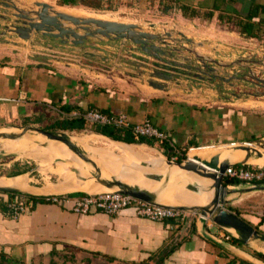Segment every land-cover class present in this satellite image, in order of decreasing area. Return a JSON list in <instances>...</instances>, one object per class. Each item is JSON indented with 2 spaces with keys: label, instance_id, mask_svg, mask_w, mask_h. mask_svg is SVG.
<instances>
[{
  "label": "crops",
  "instance_id": "obj_1",
  "mask_svg": "<svg viewBox=\"0 0 264 264\" xmlns=\"http://www.w3.org/2000/svg\"><path fill=\"white\" fill-rule=\"evenodd\" d=\"M12 1L20 9L35 10L22 5V0ZM51 1L58 7L88 10L112 1L120 2L121 7L134 6V11L138 12L145 8L149 21L166 23L174 19L180 22L183 36L196 46L201 44L197 48L204 54L209 52V44H214L211 37L226 36L229 39L236 35L253 39L239 31L238 23L251 25L252 34L264 41V0H73L72 5L60 0ZM12 13V9L0 6V16L4 17L0 19V130L8 126H30L46 131H94V124L86 120L81 130L62 129L60 123L71 121L79 117L77 114L90 109L112 115L124 113L131 124L148 119L167 134L170 156L190 149L188 159L203 162L209 160L203 156L205 153L190 157L189 152L217 145L227 146L233 154L240 146L229 145L235 143L231 141H250L254 138L251 128L256 126V119H261L264 124V112L256 114L218 97L217 90L203 89L209 86L207 79L191 76L187 80L178 79L179 84L172 85V80L158 78L161 81L158 83L165 87L150 86L147 73L135 76L133 73L138 68L149 71L147 67L159 65V61L145 54L147 61L135 56L124 64L126 54L137 53L133 46L122 41L118 43L115 57L109 54L113 46L102 44L99 55L104 61L98 60V63L83 58L82 48L56 42L64 49H72L67 50V58L64 53L54 50L59 49L56 45L48 44L49 41L53 43L51 39L39 33L30 34L28 40L20 39L5 30L12 25ZM169 29L165 26L152 28L157 34H171ZM178 43L173 42V46ZM204 54L200 55L208 57ZM182 56L193 59L185 49ZM176 58L178 62L182 61L180 57ZM109 67L115 70L116 76L104 70ZM128 73H132L138 83ZM120 74L126 75L120 77ZM142 77L146 81H140ZM198 85L201 87L197 88ZM146 139L152 144H144L166 154L165 147L162 152L154 140ZM223 141L230 143L220 144ZM91 144L117 152L106 139ZM252 148L255 150L252 152L260 153L264 145ZM136 151V156L156 161L149 157L153 154L142 149ZM243 152L245 150L240 153ZM260 155L258 158L264 160V154ZM102 156L108 159L107 167L120 168L122 165L106 154ZM30 169L13 168L4 175L11 177L15 173L28 172L26 184L33 193L28 197L34 203L27 212L13 218L4 202L12 194L0 193V264H264V259L259 256H264V242L253 240L242 244L230 235L229 240L222 239L226 232L207 220V234L225 244L221 246L201 235L199 219L192 215L181 223L173 220L156 222L135 216L131 208L115 215L102 212L78 215L42 202L40 191L50 190L52 183H40ZM130 172L139 176L138 172ZM149 184L158 186L150 180ZM242 219L264 236V221L260 222L257 215L242 216Z\"/></svg>",
  "mask_w": 264,
  "mask_h": 264
},
{
  "label": "water",
  "instance_id": "obj_2",
  "mask_svg": "<svg viewBox=\"0 0 264 264\" xmlns=\"http://www.w3.org/2000/svg\"><path fill=\"white\" fill-rule=\"evenodd\" d=\"M33 4L36 6L37 10H23L18 8L12 0H0L1 7L13 10L12 16L14 19L12 25H10V27H5V30L11 31L18 38L23 40H28L32 33H39L42 36L56 38L61 44L69 43L72 46H80L82 49L84 48V44H88L90 49H92L91 46H94L92 42H88L89 38H95V40L98 41L102 40V38L109 40L123 39L136 45L137 49L141 52L156 58L157 61L168 66L167 71H154V74L163 80H174L176 77L175 71L178 69H182L189 76L201 80L207 78L210 74L222 81L235 79V76L223 78L214 74L219 67L227 66L198 54L194 49H188L182 46V42L196 46V44L183 35H181L182 41H178L171 38L169 32L153 34L143 31L139 26L134 24L100 20L96 18H80L56 11L51 5L44 2L35 1ZM0 19H4V17L0 16ZM67 24L71 27L67 26ZM78 30H81L82 33H79ZM173 42L179 43L177 46H173ZM200 45L201 44H197V46ZM184 49L193 56L192 60L182 56ZM82 55L94 60H103L101 55L86 50H82ZM176 57H180L182 61L178 62ZM193 60L198 62V64ZM257 81L259 82L258 84L264 85V80L257 79ZM148 84L158 89H163L165 87L163 84L152 80H150ZM28 133H34L35 135L30 136L27 135ZM95 134H97V136ZM24 135L44 138L43 140L45 141L43 142L37 141L32 143L34 145L32 147H35L36 149H47L49 143H56L58 146H61L62 148L64 147L69 153V158L56 159L63 161L65 165L70 164L71 167H76L77 164L81 165L82 163L90 174V178H83L81 176V181L77 182L78 178H80L77 177L79 172L78 169L70 171V174L77 179L76 182L78 185L91 188L104 187L103 189L93 192L80 189H68L70 183H67V181H70L69 179H71V177L66 175V178L62 179L63 182L52 183L50 190H41L39 194L40 196L73 194L93 195L101 192L122 193L142 200L148 204L181 210L186 213L187 218L190 217L191 214H197L201 235L221 246H225V244L207 234L205 230V223L207 220L222 229L226 234L237 239L242 244H248L253 240L264 242L263 235L259 234L257 230L252 228L238 215H235L225 208L226 205L230 204V195L258 190L264 191V183H241L240 186H235V188L230 187L228 184L227 186H222V176L225 169L232 166H245L248 163L245 159L224 162L219 159V157L214 156L208 161H203L198 165L197 163L190 161L188 158L180 162H174L168 160V158L158 150L151 146H147L144 143L128 144L125 142H118L103 134L89 130H81L79 132H74L73 130L46 131L30 126H8L0 130V140L20 141ZM76 135L93 136L100 140L106 139L107 142L119 152L116 153L112 150L110 154H107L108 158L120 162L122 164L121 170L125 168L133 172H138L145 179L156 183L158 189L148 190L122 181L120 175H123V170L118 172L117 169L111 168L109 174L105 171L107 168L106 161H108V159L95 152L93 146L82 147L78 145L72 140ZM242 144L245 145V151L249 153L247 145H252V141H249V143L243 142ZM86 148H93V150L90 152L86 150ZM124 148H126V150L142 149L146 152L152 150L156 153H154V157L157 160L154 161L149 158H140L133 155L123 159L121 155ZM15 155L16 154L13 153H5L0 149V158H15ZM249 156L251 155L247 154L246 157L249 158ZM125 160H130V162L128 161L127 163ZM161 164V168L164 167V169H168L164 174L158 170V167ZM100 166H102V169ZM38 168L40 170L39 166ZM30 171L34 172L35 168H31ZM115 171H117L116 174ZM212 171H214V173ZM27 173L28 172L20 173L9 178L23 175L26 180ZM197 178H207L210 180L208 187L211 201H209L208 204L186 206L178 204L175 201L167 200L166 196L168 197L170 194H172L174 199L178 198V196H180L177 194L179 193L178 189L185 190L190 194L199 195L201 193L200 189L203 186L198 182ZM29 190L26 182L23 187L0 186V193L5 194L33 195Z\"/></svg>",
  "mask_w": 264,
  "mask_h": 264
},
{
  "label": "rangeland",
  "instance_id": "obj_3",
  "mask_svg": "<svg viewBox=\"0 0 264 264\" xmlns=\"http://www.w3.org/2000/svg\"><path fill=\"white\" fill-rule=\"evenodd\" d=\"M45 2L49 5H51L56 11H65L70 14H75L77 16H93L96 18H100L103 20H110V21H116V22H123V23H129V24H134L136 26H139L143 31L154 33V30H152L153 27H156V29L162 28V26L169 27L171 31V38H174L178 41H182V37L180 36L181 34L184 33V29L180 22H177V20H168L166 23L162 22H154V21H149L146 18V9L144 8L143 11L138 12L134 11V6L132 7H121V3L118 1H112L108 2L105 5H101L100 8L95 9V10H88L85 8H80V7H67V6H57L53 3L51 0H22V5H27L32 7V9L37 10L36 6L33 4V2ZM140 11V10H139ZM151 23H155L154 26L151 25ZM67 26H70L67 24ZM71 27V26H70ZM79 33H82L81 30H78ZM165 32V31H164ZM180 33V35H179ZM45 38L51 39L53 43L50 41L48 44L51 45H56V44H61L58 39L48 37V36H43ZM232 38L227 39L226 36L223 37H211L212 40L211 42H214V44H209V52L205 53L208 57L212 58V60H215L217 62H220L222 64H225L227 67H219L217 69V72H214V74L227 78L230 76H235V79L233 80H226L222 81L219 80L215 77H213L212 74H210L207 78L202 79V80H209V86L202 87L205 89L206 87L211 89V90H217L218 97L224 99V100H229V102L233 103L235 106L238 107H244L247 110H250L251 112H254L256 114H260L261 112H264V85L263 84H258L259 82L257 79L264 80V41H261V39H251L249 40L248 38L245 37H239L236 35L231 36ZM191 38V37H190ZM233 39V41H232ZM99 43L98 40H95V38H89L88 42H98L94 46H91L92 49L88 47V44H84V48L82 50L90 51L91 53H97L99 54V51H102V48L100 47L104 43H110V46H113L111 49L114 53H111L113 57H115L116 52H117V46L120 41L125 43L127 46H133L134 47V52L137 53V55H130V53L125 55L123 58V63L126 65L132 58L138 57L139 59L143 61L146 60V55L145 53L141 52L140 50L137 49L136 45H133L129 41H125L123 39H117V40H109L106 38H102ZM57 42V43H56ZM170 42V40H169ZM56 43V44H55ZM69 44V43H67ZM63 45V44H62ZM62 45H56L59 49L55 48L54 50H57L56 52H62L66 55L68 54L67 50H72V49H67L63 48ZM178 45V44H176ZM183 46H185L188 49H194L196 52H199V54H204L202 53L197 47L193 48L192 46L183 43ZM47 46V45H45ZM75 49L81 48L80 46H75ZM214 49V51H213ZM216 49V50H215ZM81 50V51H82ZM203 51V50H202ZM208 51V50H206ZM109 52V51H108ZM204 52V51H203ZM139 54V55H138ZM204 54V55H205ZM61 55V56H62ZM141 55V56H140ZM143 55V56H142ZM68 58V57H67ZM83 58H88L86 56H83ZM90 58H88L89 60ZM91 61L94 62V59H90ZM137 60V59H135ZM96 62L100 63L98 60H95ZM160 63V62H159ZM198 64V62H196ZM110 66V65H107ZM213 66V65H212ZM217 68V67H216ZM147 69L151 72L147 71L145 68H138L136 73H133L134 76L137 73L141 74H146V79L147 80H152L154 82H161L158 80V77L154 74V71H159L161 72L163 69H167L166 66L163 67V65L159 64L158 67L155 68L154 65L148 66ZM104 70L108 71V73H113L115 70L109 68H105ZM131 75L130 77L134 80V82L138 83V81L133 78L132 73H128ZM177 80L174 79L172 80V85L174 84H179L178 79H188L189 76L184 70L178 69L175 71ZM126 75V74H125ZM123 75H119L120 77H124ZM191 75V74H190ZM116 76V74H115ZM210 77V78H209ZM199 79V78H198ZM145 77H142L140 81H144ZM146 81V80H145ZM200 83V82H199ZM186 85H190L189 83H186ZM198 87H201V85H198ZM196 88V89H197ZM256 126L251 128L252 134L251 136H254L253 139H250L252 141L253 146L248 147L249 149L257 146L259 147L260 144L264 145V124L261 121V119H256ZM27 135L34 136V133H28ZM91 136H75L73 137V141L76 142L78 145L82 147H89L88 146V140H90ZM39 137H36L37 139ZM263 138V139H262ZM2 143V146H0V149L7 153L6 151H9V154H16L15 158H0V178L5 177L8 172H10L11 169L16 168V169H22L24 170L25 168H35L34 171V177L40 182V183H54V182H63L62 179L66 178V175H69L71 179L69 182L72 184L73 182L78 184L77 182L81 181V176L83 178H90V174L86 170L85 166L81 163L77 164L76 167H71L70 164L65 165L63 161L57 160L59 155L55 152L54 147L52 143H49V147L47 149H36L32 143L34 142H43L45 140H36V141H30V142H22V140L18 141L17 143L12 142L11 140H0ZM262 141V142H261ZM235 142L233 144L229 145H235V146H240V142L236 141H231ZM230 143L228 141H223L220 144H226ZM246 143V142H245ZM249 143V141H247ZM217 146V145H215ZM215 146H211L209 148L203 149L205 150L202 153L203 156H207L209 159L212 158V151L211 149L214 148ZM94 147V146H93ZM22 148H33V150H27L22 154ZM88 151H92L90 148H86ZM100 149H95V152L100 154ZM259 151V149H258ZM17 152V153H14ZM150 154H153L152 156H155L152 150L147 151ZM260 153H254L250 154L251 156L259 157V155L264 154V150H260ZM116 153H119L118 151ZM237 154H240L239 152H236ZM156 154V153H155ZM201 154V153H200ZM199 154V155H200ZM207 154V155H206ZM72 155V154H71ZM260 155V156H261ZM67 157L69 158V153L67 152ZM187 151L185 152V156L183 159H180L178 161H174L168 158V160L174 161V162H180L183 160L187 159ZM57 158V159H56ZM71 160V159H70ZM130 162V160H128ZM127 160L125 162L128 163ZM236 161V160H235ZM74 162V161H72ZM38 164V165H37ZM38 166L43 167L48 169L46 172L39 170ZM245 166H257L256 164L253 163H247ZM102 169V166H100ZM264 167V166H262ZM75 169H78V174L77 177L78 181L76 178L73 177L72 174H70V171H73ZM39 170V171H38ZM111 168H106L105 171L110 174ZM77 171V170H76ZM21 172V171H19ZM117 171H115L116 174ZM73 181V182H72ZM77 181V182H76ZM226 181V180H225ZM225 181L222 178V186L227 184H224ZM241 183L238 182L237 185H230V187L235 186H240ZM4 194V193H3ZM230 204L226 205V209L230 212L234 213L235 215H238L240 218L242 216H249V215H257L261 213V211L264 208V191H250L246 193H240V194H234L230 195ZM236 211L238 214H236ZM193 217L198 218L197 214H191Z\"/></svg>",
  "mask_w": 264,
  "mask_h": 264
},
{
  "label": "built area",
  "instance_id": "obj_4",
  "mask_svg": "<svg viewBox=\"0 0 264 264\" xmlns=\"http://www.w3.org/2000/svg\"><path fill=\"white\" fill-rule=\"evenodd\" d=\"M158 64L164 67V64ZM156 67L158 65H155ZM162 71L167 70L163 69ZM175 79L177 80V77ZM77 115L82 116L84 120L94 125L125 129L130 131L136 138L144 137L152 139L162 152L163 144L168 143L167 134L154 127L148 119L143 120L141 123L131 124L124 113L112 115L102 113L95 109H90L83 114ZM189 150H187V153ZM184 156L185 153L183 155L177 153L174 156H170L169 159L178 161L180 160L179 158L183 159ZM222 178L224 181L235 180L239 183H264V167L241 165L227 167ZM40 201L58 205L78 215H84L90 212H102L108 215H115L125 208H131L135 216L156 222L173 220L181 223L187 217L186 213L181 210L148 204L122 193L101 192L93 195H50L42 197ZM4 202L9 215L13 218L27 212L34 203L28 196L16 194H12V197L6 198ZM229 238L230 236L228 234L222 235V239L229 240Z\"/></svg>",
  "mask_w": 264,
  "mask_h": 264
},
{
  "label": "bare ground",
  "instance_id": "obj_5",
  "mask_svg": "<svg viewBox=\"0 0 264 264\" xmlns=\"http://www.w3.org/2000/svg\"><path fill=\"white\" fill-rule=\"evenodd\" d=\"M59 12L66 13V14H69V15H72V16H76V17H80V18H96V17H93V16L92 17L91 16H77L75 14H70V13H67L65 11H60V10H59ZM96 19H100V18H96ZM100 20H103V19H100ZM35 138L36 137H30V136L24 135V137L22 138V142H30V141H36V140H39V139L40 140L44 139L43 137H39L37 139H35ZM89 139H90V140H88V146L89 147L90 146H94V145L91 144L92 141L100 140L97 137H93V136H91ZM12 142L17 143L18 141H12ZM52 145L54 147L55 152L59 155L60 159H62V158L68 159L67 151H66V149L64 147L62 148L61 146H58L56 143H52ZM0 146H2L1 141H0ZM247 146L250 147V146H253V144L252 145H247ZM94 148L95 149H100L99 152H104L106 155L110 154L112 152V151H109L108 149H105V148H100V147H96V146H94ZM257 148L258 147L255 146V149H257ZM21 150H22V154H23L27 150H33V148H22ZM243 150H245V145L244 144H241L239 149H235L233 154L230 152V148H228L227 146H215L214 148L211 149L212 157L215 156V157L223 158L221 160H223L224 162H229L231 160H240V159L242 160V159H245L248 163L264 164V160L261 159V158H258V157L254 158L255 156L254 157L253 156H249V158L246 157L247 154H251V155L254 154V152H252V151H255L253 148H250L248 150L249 153H247L246 151L243 152V153H240V154L236 153V151L242 152ZM6 152L10 153L9 151H6ZM202 152H203V150L193 149V150H191L189 152V156L190 157L198 156ZM14 153H17V152H14ZM135 153H137L136 149H134V150H128L127 149L126 150V148H124V151H123L121 156H122L123 159H126V157H130L132 155L135 156V157H138V156H136ZM105 154H102V155H105ZM227 156H230V157L226 158ZM149 157L154 158L155 160H157L154 156L149 155ZM195 160H190V161H192L194 163H197L198 165L201 164V162H197ZM161 166H162V164L158 167L159 172H161L163 174L166 173L168 169H164V167L161 168ZM260 167H262V166H260ZM107 168H111V167H107ZM121 168H122V165H120V168H114V169H117L118 172H119L121 170ZM40 170L46 172L48 169L41 167ZM122 170L124 171L123 175H120L122 181H124V182H126L128 184H132V185L138 186L139 188H144V189H148V190L158 189L157 186L156 187L151 186L149 184V180H147L144 177H142L141 174H139V176H138V175L132 174L130 172L131 170L127 171L129 169H125L124 168ZM212 172L214 173V171H212ZM135 173H137V172H135ZM197 179H198V182L203 186V187L200 186L201 187V189H200L201 193L199 195L190 194V193H188L185 190L178 189L179 193H177V194L180 195V196H178V198L174 199L172 197V194H170V196H168V197L166 196L167 200L175 201L178 204L186 205V206H197V205L208 204L209 201H211V199L209 197V187H208V185L210 183V180L207 179V178H204V179L203 178H197ZM25 182H26V180L24 179L23 175L17 176L15 178H9V177L8 178H6V177L0 178V186L23 187ZM103 188L102 187H100V188L99 187H97V188L84 187V186H80V185H78V184L73 182L72 184L69 185L68 189H80V190H85V191H88V192H93V191L100 190V189H103ZM160 195H162V194H160ZM174 196H177V195H174ZM193 198L195 199V201H193Z\"/></svg>",
  "mask_w": 264,
  "mask_h": 264
},
{
  "label": "trees",
  "instance_id": "obj_6",
  "mask_svg": "<svg viewBox=\"0 0 264 264\" xmlns=\"http://www.w3.org/2000/svg\"><path fill=\"white\" fill-rule=\"evenodd\" d=\"M60 1L63 4H69V5L74 4L73 0H60ZM238 26H239V31L245 33L248 37L258 38V36L252 34L251 25L238 23ZM84 123H85V120L83 119V117L79 116V117H75L71 121L60 123V126L62 129L81 130V129H83ZM93 126H94V129H93L94 132L103 134V135H105V136H107L113 140H119V141H123L126 143H146L148 145L152 144V142L150 140H147L144 137L136 138L134 135H132L130 133V131L125 130V129H117V128H112V127H107V126H98V125H93ZM163 147H165L164 148V153H166L165 156L167 158H169L171 154L169 153L168 143H164ZM181 152L183 155L185 153V150H182ZM179 159H181V158H179ZM17 174H20V173H15L14 175H17ZM224 184L236 185V184H238V182L235 180H226ZM74 195H78V194H74ZM236 214H238L237 211H236ZM257 216L260 218V222L264 221V208L261 211V213L257 214ZM170 221H172V220H170ZM259 256L264 259V256H262V255H259Z\"/></svg>",
  "mask_w": 264,
  "mask_h": 264
}]
</instances>
